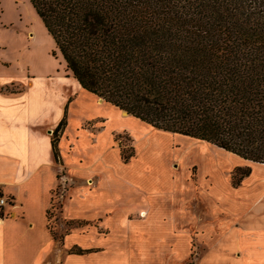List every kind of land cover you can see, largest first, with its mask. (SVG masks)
<instances>
[{
	"label": "crops",
	"instance_id": "1",
	"mask_svg": "<svg viewBox=\"0 0 264 264\" xmlns=\"http://www.w3.org/2000/svg\"><path fill=\"white\" fill-rule=\"evenodd\" d=\"M123 133L136 152L127 161ZM155 133L179 138L161 157L170 171L159 187L147 165ZM205 143L124 113L69 71L10 77L0 68V264H185L194 242L207 249L197 264H264V163L245 159L251 172L233 185L241 157ZM204 153L218 163L198 165ZM56 197L61 241L48 227Z\"/></svg>",
	"mask_w": 264,
	"mask_h": 264
},
{
	"label": "trees",
	"instance_id": "2",
	"mask_svg": "<svg viewBox=\"0 0 264 264\" xmlns=\"http://www.w3.org/2000/svg\"><path fill=\"white\" fill-rule=\"evenodd\" d=\"M30 2L83 88L154 127L264 163V0ZM250 172L237 167L234 185Z\"/></svg>",
	"mask_w": 264,
	"mask_h": 264
},
{
	"label": "rangeland",
	"instance_id": "3",
	"mask_svg": "<svg viewBox=\"0 0 264 264\" xmlns=\"http://www.w3.org/2000/svg\"><path fill=\"white\" fill-rule=\"evenodd\" d=\"M0 68L2 73L5 72L6 76L10 77L23 73L27 75H30V73L35 75L46 73L59 77L61 74L68 73L63 57L57 51L52 36L47 31L30 0H0ZM7 87L10 89L11 86L8 85ZM116 137L121 147V154L129 155L133 153L135 155L134 142L128 134L123 133L116 135ZM178 140L179 138L167 140L156 133L147 138V142L152 148L151 159L147 164L151 170L150 182L156 187H159L160 183L163 184L162 176L166 177L170 171V169L162 166L161 157L165 153L171 154L170 149ZM205 144L211 147V144ZM180 146L184 150L188 148V144L184 140ZM194 151L196 150L194 149ZM235 158L237 159V157ZM195 159L198 161V165L206 164V166H210L218 163L217 156H211L208 153H204V156L196 154ZM240 159L244 160V162L241 160L244 163L242 167L250 166L244 158L241 157ZM173 164L174 169L178 172L184 171V166L180 162H174ZM198 165L193 163L189 166L191 178L195 182L197 181ZM236 168L237 166L229 174L233 185V173ZM154 175H158V180L153 178L156 177ZM53 205L47 215L48 227L52 232H54L57 216L61 217L59 198L56 197ZM54 233L56 238L61 241L63 232ZM193 248L190 259L185 264H197L198 259L207 250L206 246L200 242H194Z\"/></svg>",
	"mask_w": 264,
	"mask_h": 264
},
{
	"label": "built area",
	"instance_id": "4",
	"mask_svg": "<svg viewBox=\"0 0 264 264\" xmlns=\"http://www.w3.org/2000/svg\"><path fill=\"white\" fill-rule=\"evenodd\" d=\"M59 196L60 198L64 196L63 192L61 193V191L59 192ZM59 198V199H60ZM8 203V198L2 194L1 189H0V212L2 210V208Z\"/></svg>",
	"mask_w": 264,
	"mask_h": 264
},
{
	"label": "water",
	"instance_id": "5",
	"mask_svg": "<svg viewBox=\"0 0 264 264\" xmlns=\"http://www.w3.org/2000/svg\"><path fill=\"white\" fill-rule=\"evenodd\" d=\"M124 113H128V112L124 110Z\"/></svg>",
	"mask_w": 264,
	"mask_h": 264
},
{
	"label": "bare ground",
	"instance_id": "6",
	"mask_svg": "<svg viewBox=\"0 0 264 264\" xmlns=\"http://www.w3.org/2000/svg\"><path fill=\"white\" fill-rule=\"evenodd\" d=\"M126 114H128V113H126Z\"/></svg>",
	"mask_w": 264,
	"mask_h": 264
}]
</instances>
